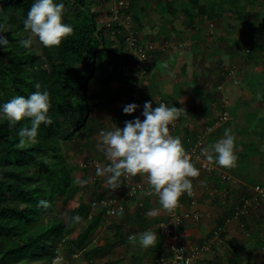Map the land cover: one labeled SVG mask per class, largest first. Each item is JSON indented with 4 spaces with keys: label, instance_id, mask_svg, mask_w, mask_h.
<instances>
[{
    "label": "trees",
    "instance_id": "trees-1",
    "mask_svg": "<svg viewBox=\"0 0 264 264\" xmlns=\"http://www.w3.org/2000/svg\"><path fill=\"white\" fill-rule=\"evenodd\" d=\"M110 1L55 0L56 3L65 4L67 11L63 22L73 27V34L64 39L59 47L47 48L37 40L36 49H33V45L31 48L25 49L20 45V40L27 39L28 33L24 31L23 19L26 18L34 0H0V24L5 26V32L0 35L5 36L9 41L7 46L0 47V106L15 96L27 98L36 90L34 86L39 82L41 90L46 88L50 94L51 108L48 115L53 121L51 125L41 124L35 140L27 141L24 146H20L18 133L21 128L30 127V121L22 120L10 127L6 120L0 118V264H9L11 261H17L19 264H53L55 257L61 258L56 264H75L73 258L82 253L87 258V264H97L94 262V257L99 259L104 254L107 259L98 264H115L117 261L113 260L110 255L114 245L128 247L126 243L129 235L148 231L152 222L165 218L163 213H160L156 218H147L150 205L146 202L150 200L149 196L145 197L146 200L143 199L140 204L136 202L133 208L124 202L123 216L119 215L120 209L117 208V205L102 204L101 200L104 199L123 197L125 200H131L136 196L127 195V188L123 184L122 177L120 178L121 186L113 191L107 184V176H97V168L86 163L94 157L97 160H103L105 157L104 153L98 150L97 145L100 142L99 131L109 128L106 127L103 116L93 113L98 105L101 104V108L112 119L113 129L117 127L118 119L115 118L117 115H122L125 121L135 119L133 114L129 117L123 115V111L119 107L116 112L113 109V105L119 100H125L126 105L131 103L129 98L136 75L133 67L135 56L129 53V49L125 45V29L116 23L106 25V18L112 14ZM127 1L129 6L122 11L121 17L126 14L131 15L130 27L140 36L141 42L147 40L154 42L150 36L143 37L138 31L140 26L134 17L137 6L147 0ZM150 1L158 4L163 2L167 6V12L175 15V9L170 5L169 0ZM225 2L226 0H219L217 5H211L205 9V20L211 26H220L226 15L227 26L233 27L230 19L234 18L245 30H253L260 18H264V11L259 9L264 0H246L245 2L229 0ZM188 3L193 8L199 6V0H188ZM224 3L227 8H223ZM250 5L252 8H249ZM183 11L188 17V25L193 26L196 22L194 14L190 13L188 8H184ZM216 16L220 17L219 24L213 21ZM180 40L182 38L179 37L176 40V45ZM165 41L159 40V44L151 52L148 71L151 70L155 54L159 52L157 51L159 45H163ZM161 49L164 52L161 50L160 54L164 55L166 49H172V45ZM223 49L224 52H211L212 58L214 57V69H211L205 60V53L198 55L191 53L189 64L183 63L184 70L191 68L192 72L189 70L188 72L193 74L190 77L195 79L196 88L201 90L200 88L203 87L205 89L204 96L199 97L201 103L198 104L200 106L204 107L208 104L207 102L216 100V92L210 93L207 86L210 82L213 83L212 85L218 86L226 75L228 67L235 66L236 60L242 54L241 46L237 43H231ZM224 55H227L231 60L228 66H224ZM242 55L244 58L237 71L239 74L242 73L241 77H244L247 74L248 62L255 58V55L246 52ZM214 74L215 76L212 77ZM171 75V81L176 84L179 77L175 72ZM112 83H116L114 92L104 99L105 96H108L107 87ZM95 84L98 85L97 88L90 90V85ZM139 94L143 103L154 98L149 86L145 83L139 90ZM221 110L224 108H220ZM136 113L143 120L141 111L137 110ZM254 114L251 111L244 114L246 119L249 118L245 128L253 129L264 125V116H259L256 121L259 123L253 124V127L250 126L252 120L256 119ZM218 115L211 113L207 116H200L196 119L195 124L183 125L184 133L181 141L186 151L208 126H212V128L206 134L205 143L202 144L204 149H211L213 141L223 137L225 129L230 128L229 123L233 119L230 118L214 127L213 123L217 120ZM184 116H187V113ZM211 116L212 118L208 121L207 117ZM197 125L199 129H197ZM238 144H240V140ZM64 149L81 152L84 164H82L79 175L72 174L74 168L67 161ZM242 153L249 157V161L246 163L245 160H243L244 162L241 160V166L256 164V171L249 170L242 173L244 175H240L239 181L234 182L237 185L236 188H231L228 183L226 186L217 184V188L222 187L220 192L223 191L221 199V202L224 203L223 208L217 211L219 214L214 217V224L205 235L200 236L199 239L194 236L195 238L189 241L201 244L211 236L213 230L223 226L224 230L220 233L222 239L220 245L226 251L228 249L235 251L237 246L245 245L247 257L242 259L241 264H264V260L259 262L255 260L259 254V248L264 246L262 217L264 201L260 208H248L246 214L238 211L242 206L241 198H249L252 194L250 186L264 183V154L254 152L252 155H248L247 151H235V154H239L240 157ZM204 158L206 159L205 156ZM107 164L106 162L102 166ZM196 168L198 167L196 166ZM202 171H206L208 175L212 173L217 177L219 173L217 170L210 171L208 167ZM236 173L240 174L237 171ZM212 174L211 177L214 178ZM78 176L79 178H77ZM141 179H144V176L131 177L132 181ZM77 180L87 181V183L81 185L76 182ZM104 181L106 184L103 183ZM193 182L194 179H192V184L195 186ZM217 188L210 189L217 191ZM212 190L210 193L207 191L209 194H204L203 198L211 196ZM231 195H235L234 200H230ZM75 196H77V201L71 205ZM201 197L202 194L197 197L198 205ZM215 197L220 200L219 196L215 195ZM189 198L190 196L184 193L180 200L187 204ZM41 200L48 201L51 207L47 210L38 207V202ZM214 200L218 204L220 201L213 198L211 202L214 203L213 207L218 210V205ZM152 204L162 210L159 202ZM113 207H115V214L112 217L117 219L111 222L110 227L114 230V236L105 235L101 243L87 247L88 243L94 239L95 232L110 219L111 215L108 212ZM76 215L82 218L80 223H84V225L79 232L74 234L73 228L80 223L69 226V218ZM233 217L234 220L225 224L227 219ZM249 217L252 223L248 222ZM195 223L197 222L195 221ZM193 224L194 222L187 223L184 230H190ZM232 227L236 228V233L238 230L239 234L243 233V236L240 238L234 232L230 234ZM151 231L156 234L157 239L156 243L148 249L152 252L153 260H155L161 255L168 254L169 246L166 237L157 230ZM248 242L250 244H247ZM225 243H229L231 246L228 247ZM61 248L67 250L65 256H61ZM234 251L232 252L233 256ZM211 255L219 258L217 253L210 252L198 256L195 264H203L207 256ZM231 264H237V262Z\"/></svg>",
    "mask_w": 264,
    "mask_h": 264
},
{
    "label": "rangeland",
    "instance_id": "rangeland-1",
    "mask_svg": "<svg viewBox=\"0 0 264 264\" xmlns=\"http://www.w3.org/2000/svg\"><path fill=\"white\" fill-rule=\"evenodd\" d=\"M169 1L173 9H175V15L167 12V6H165L163 2L158 4L154 3L153 1L147 0L146 2L141 3L137 6L134 17L140 26L138 27V31H140L143 37L150 36L154 40L156 45L159 44V40L163 42L165 41V39L167 40L166 42L168 44H172V49H166L164 55L160 54V51L162 49L159 48L161 47L159 45L157 50L159 52L155 54L153 62L151 63L152 65L150 74L144 80L145 84L149 86V89L153 96H163L169 107L175 106L185 109L184 114L187 113V116H184L183 114L177 120L179 122V125L177 128H175V131L172 133V135L179 136L181 138L184 133L182 124L186 123L187 126H191L192 124L196 123V119L200 116H207L211 113L217 116L221 112L220 108H224L230 115H232L231 119L233 120H231L229 126L232 130V134L235 136V151H247L248 155H252L254 152H261L264 154V125L258 126L259 128L252 129L249 127V129H247L245 128V125L249 118L246 119L244 116V114L249 111L255 113L254 118L256 119L252 120V125H250L251 127H253V124L259 123H256L259 116H264V18H260L259 22H257V25L253 30H245V28L239 25L238 21L234 18L230 19L233 27L227 26L228 20L225 15L220 26L217 25L218 27H215L214 25L211 26L210 23L205 20V9L209 8L211 5H217L219 0H199V6L196 8L191 7V5L188 3V0ZM228 1L229 0H226V2ZM245 1L246 0H242V2ZM225 3L223 4V8H227V5ZM184 8H188L190 13L194 14V21L196 22L193 26L188 25L189 20L188 17L185 16V12L183 11ZM249 8H252V6L250 5ZM260 8L263 12L264 3L263 5L259 6V9ZM219 18L220 17L216 16L213 18V21L216 24H219ZM29 35L30 33H27V38L29 37ZM162 37L165 38L163 41ZM179 37L182 38V40H180L176 45V40ZM231 43L239 44L241 46L242 54L246 52L255 55V58L248 62L247 74L244 77H241L243 75L242 73L239 74L237 69H239V65L244 57L240 52L241 56L235 62L236 65L234 76L232 78H228L224 73L225 76L218 86H214L212 85L213 83L210 82L207 87L209 91H211L210 93L216 92V100L214 102H207L208 104H206L204 107L200 106L198 104L200 102L199 99L204 96L203 94L205 92V89L203 87L200 88L201 90L196 88L195 79L193 77H190L191 73L189 72H192L191 68L190 70H184L183 67L185 66H183V63L189 64L191 60V53L192 55L205 53V60L207 61L208 65L211 66V69H214V57L212 58L211 52H224L223 48L229 46V44ZM32 45L33 49H36L35 46L37 45V40L35 38H33ZM259 58L261 59L259 60ZM230 61L231 60H229L228 56L224 55V66H228ZM171 66H173L174 68H171ZM166 69H171V72L167 74L165 72ZM174 72L179 77L176 80V84L171 81V74ZM191 76H193V74ZM213 76H215V74L212 75V77ZM97 86L98 85L96 84L93 86L90 85V90L97 88ZM115 86L116 83H112L107 87L108 96H105L104 99L108 98L114 92ZM100 105H98L93 110V113L95 112L98 115L103 116V119L107 125L106 127L109 128L108 130H114L112 128L113 125L111 124L113 123L112 119L106 114V112L103 110V108H101ZM125 105V100H119L113 105V109L116 112L119 107L123 111V107ZM137 110L139 111V107L137 108ZM136 111L132 113L133 117L135 118L138 117ZM123 115L129 117V115L125 114L124 112ZM115 118L118 119V122L116 123L114 121V123L117 124V127H120L122 129L124 127L125 119L122 118V115H117ZM211 118L212 116L207 117V120L210 121ZM142 119H144V117ZM197 129H199L198 125ZM227 129H229V127ZM245 130L246 132L243 133ZM222 138L223 137L216 139L215 141H213V144H215ZM239 140L240 144H238ZM209 142L211 143V141ZM64 155L67 161L70 162L74 168L72 174L79 175L82 164H84L81 159V152H74L70 151L69 149H64ZM236 156L238 157L236 166L231 169H224L231 176H235L234 178L239 181L240 175H244L242 173H246L249 170H251L252 172L256 171L257 165L250 164L249 166L243 165L242 167V163L240 161L245 160L247 163L249 161V157L246 156L245 153H242L241 157L239 156V154H236ZM92 159L91 161L89 160L88 162H86L87 165H91L90 163L92 161L95 162L96 157ZM99 164H103V161L101 159L98 160V165ZM199 171L200 175L198 178H194V182L195 184L197 183L196 185L200 186V195L202 194L198 205L200 217L197 223L194 222L193 227H191V229L193 230H184L185 236L187 238H190L191 240L195 237L196 239H199L200 236L205 235L213 226L214 217L219 214V212L217 211L223 208L222 205L224 203L221 202L223 191L220 192L222 190V187L217 188V184L226 186V184L228 183L231 188L237 187V185L233 182V179H231L230 181L222 182L219 177L213 175L212 173L208 175L207 181L209 182H207V178L204 177V171ZM236 171L240 174L237 175ZM211 174L214 176V179L211 178ZM143 176L146 177V175ZM77 178H79V176ZM145 180H147V177L145 178ZM103 183L106 184L105 181ZM210 188H217V191L212 190L211 196L209 195L203 198L204 194L207 195L210 193L207 192L210 190ZM202 191L205 192L201 193ZM215 195L219 196L220 200L218 197H215ZM145 197L148 196H145L143 192H138L134 199L131 198V200H125V204H127L130 208H133L136 205V202H143V199ZM149 197L150 200L146 202L150 205L147 213L148 219L156 218L160 213L164 214L165 212H167L163 209L160 210V208H157L152 204L153 202H159L158 196L150 195ZM76 198L77 196L73 198L71 205L76 203ZM213 198H216V200H219L221 203L218 204L214 200V202H216V204L218 205V210L213 207L214 203H211ZM234 199L235 195H231L230 200ZM145 200L146 199H144V201ZM113 215L114 214H112L110 216V219H108L105 224L95 232L96 234L94 239H92V241L88 243L87 247H91L95 243H101L105 235H108L110 237L114 236V230L110 227V225L111 222L115 221L117 218L114 219L112 217ZM262 217L264 222V215ZM248 222L252 223L250 217L248 218ZM83 225L84 223H80L79 225L75 226L72 232H74V234L79 232L82 229ZM235 230L236 228L232 227L229 233L232 234L234 232V234H238V236H240L241 238L243 236V233L239 234V230L238 233H236ZM126 244L128 245V247L126 245H114L113 252L110 255L113 260L117 261L115 264H148L153 261V254L149 251L148 248H141L138 244L134 246L130 244L128 240ZM247 244L250 243L248 242ZM225 245L228 247L231 246V244L229 243H225ZM213 248V253L218 254L219 260L211 255L207 256V259L204 260L203 264H231L232 262L241 264L242 259H245L247 257L245 245L237 246L235 251L233 249H228L226 251L222 245H219L217 247L214 246ZM247 248H249V246H247ZM233 251L234 256L232 254ZM258 253L259 254L256 256L257 258H255V260H257L258 262L263 261L264 246L259 248ZM60 254L61 256H65L67 254V250L61 248ZM106 259V254H104L99 259H96V257H94V262L98 264L100 261ZM73 261L75 262V264H87V258L83 256V253L73 258ZM9 264L19 263L17 261H11Z\"/></svg>",
    "mask_w": 264,
    "mask_h": 264
},
{
    "label": "clouds",
    "instance_id": "clouds-1",
    "mask_svg": "<svg viewBox=\"0 0 264 264\" xmlns=\"http://www.w3.org/2000/svg\"><path fill=\"white\" fill-rule=\"evenodd\" d=\"M66 11L64 3H56L55 0H34L26 18L23 19L24 31L30 35L27 39L20 40L21 47L31 48L33 38L44 47H59L62 41L71 36L74 31L70 24L63 22ZM4 32L5 26L0 24V33ZM8 43V39L0 35V47L7 46ZM34 87L36 90L27 98L15 96L0 106V118L6 120L10 127L22 120L30 121V127H23L18 133L20 146H24L27 141L35 140L41 124L51 125L53 122L48 115L51 108L49 92L46 88L42 91L39 82ZM156 96L153 100L144 103L143 120L136 117L134 120L125 121L122 129L116 127L114 130H102L99 133L100 142L97 148L104 153L109 163L102 167L98 166L96 175L107 176V184L113 191L121 186V177L131 178L137 175H146L149 189L145 195L158 196L161 208L171 212L179 206L180 197L184 193L192 195V179L198 178L199 170L203 169L198 165V168L194 166L192 157L185 150L181 138L170 133V126L174 125L176 121V128L178 127L177 120L184 114L185 109L169 107L164 103L153 108L152 102ZM163 99L165 100V98ZM138 107L140 111V103L131 102L123 107V112L131 115ZM225 110H221L219 113L217 120L213 123L214 127L232 118L231 115L227 120L215 125ZM182 125H186V123ZM211 128L212 126L205 128L196 140L200 138L202 144L205 143L203 139L211 131ZM234 142L235 136L232 134V130L225 129L223 138L213 144L211 149H204L203 146L201 155L205 156L208 162H214L222 169L234 168L238 159L235 154ZM146 177L141 180H145ZM231 177L233 182L237 181L235 176ZM76 182L81 185L87 183L83 180ZM193 183L196 185L195 182ZM252 186H250V190ZM37 206L47 210L51 204L41 200ZM123 214L124 211L121 208L119 215L123 216ZM81 219L79 215L70 217L69 226L80 223ZM156 239V234L151 230L128 236L130 244L134 246L138 244L144 249L153 246Z\"/></svg>",
    "mask_w": 264,
    "mask_h": 264
},
{
    "label": "built area",
    "instance_id": "built-area-1",
    "mask_svg": "<svg viewBox=\"0 0 264 264\" xmlns=\"http://www.w3.org/2000/svg\"><path fill=\"white\" fill-rule=\"evenodd\" d=\"M129 4L127 0H111L110 1V9L112 14L106 18V25H111L116 23L117 25L123 27L125 29V45L126 48L129 49V53L135 56V62L133 67L135 69L136 80L133 82V88L130 93V101L132 103H140V111L142 114L144 103L140 100L139 90L144 85V80L148 76V63L152 55V51L155 50L156 44L152 41H143L141 42L140 36L136 34L130 27L131 24V15L126 14L124 17H121V13L123 10L128 8ZM167 41V40H166ZM164 42L160 48L170 46L171 43ZM181 45V44H180ZM235 66L232 65L228 67L226 72V77L232 78L234 76ZM164 103L167 105L166 101L161 96H156L154 101L152 102L153 108H155L158 104ZM231 115L228 111H223L219 117V121L215 123V125L219 124L230 118ZM177 126V122L174 125L170 126V133L172 134ZM102 130L99 131V133ZM105 131V130H104ZM203 150L202 140L197 139L194 144L190 147L187 152L192 157V163L196 167L197 165L201 169L209 168L210 171H218V177L223 181H230L232 177L228 174L224 169L219 167L216 163L208 162L204 156L201 155ZM104 165L109 161L104 157L102 160ZM91 165L96 168L102 167V165H98V160L95 162L92 161ZM123 184L127 188L128 196H136L138 192L148 191L149 186L147 180H138L132 181L131 178L122 177ZM206 186V185H205ZM210 189L208 192H211ZM200 186H193L192 195H190L189 201L184 203L179 200V206L172 210L171 212L164 213V220H157L150 224V230H157L162 236L167 238V243L169 246V253L166 255H161L155 260H153L149 264H195V260L200 255H204L214 251V246H219L222 242L220 237V233L224 230L223 226L217 227L213 230L211 236L206 238L201 244H194L192 241H189L190 238L185 236L184 228H186L187 223L189 222H197L200 217L199 207L197 203V197L200 194ZM252 194L248 197H242V206L238 210L239 212L246 214L248 213V208H260L264 201V183L263 184H254L251 187ZM150 196V195H145ZM125 202V198L121 197L118 199H108L101 200L102 204L112 203L113 205H117L118 209L123 208ZM141 201L138 202L140 204ZM110 215L115 214V207H113L109 212ZM233 218L227 219L226 222L229 223ZM148 228V229H149ZM60 257H55L53 259V264H56L60 261Z\"/></svg>",
    "mask_w": 264,
    "mask_h": 264
},
{
    "label": "crops",
    "instance_id": "crops-1",
    "mask_svg": "<svg viewBox=\"0 0 264 264\" xmlns=\"http://www.w3.org/2000/svg\"><path fill=\"white\" fill-rule=\"evenodd\" d=\"M171 68H174L173 66H171ZM165 72L168 74L169 72H171V69H166L165 70ZM166 74V75H167ZM158 96V95H157ZM163 97V96H162ZM168 105V104H167ZM204 140V142H205V138L203 139ZM204 173V177L205 178H207L208 177V173H206V172H203ZM141 176H143V175H141ZM212 178V177H211ZM214 179V178H213ZM208 180V178L206 179V181ZM210 181H211V179H210ZM208 182V181H207Z\"/></svg>",
    "mask_w": 264,
    "mask_h": 264
}]
</instances>
